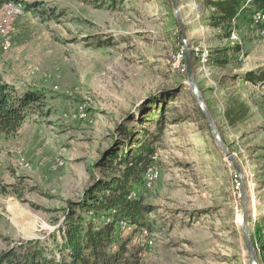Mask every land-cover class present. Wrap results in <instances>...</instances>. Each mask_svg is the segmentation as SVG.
I'll use <instances>...</instances> for the list:
<instances>
[{
    "label": "rangeland",
    "instance_id": "1",
    "mask_svg": "<svg viewBox=\"0 0 264 264\" xmlns=\"http://www.w3.org/2000/svg\"><path fill=\"white\" fill-rule=\"evenodd\" d=\"M176 1L189 48L209 52L204 66L193 57L195 80L245 172L249 235L258 264H264V81L241 77L264 72V26L253 22L248 2L236 17L241 45H230L225 34L232 26L210 27L216 13L205 0ZM22 5L29 9L6 23V6L0 8V76L43 98L40 114L0 136V254L34 243L52 249L59 260L54 244L62 242L70 204H83L88 189L115 175L96 163L147 145L154 181L147 186L143 178L130 198L149 208L151 231L115 224L120 237L141 250L139 263L250 264L235 169L214 142L181 72L184 49L170 1ZM201 27L207 32L197 36Z\"/></svg>",
    "mask_w": 264,
    "mask_h": 264
},
{
    "label": "trees",
    "instance_id": "2",
    "mask_svg": "<svg viewBox=\"0 0 264 264\" xmlns=\"http://www.w3.org/2000/svg\"><path fill=\"white\" fill-rule=\"evenodd\" d=\"M205 2L207 6L213 7L216 13L210 27L224 28L225 31L230 28L232 19L248 10V2L252 15L258 11L264 12V0ZM11 3L21 4L23 0H0V8ZM24 8L29 9L28 6ZM257 25L264 26V22ZM225 36L227 38L229 33ZM183 61L184 59L182 63ZM241 77L252 83L263 82L264 72L257 75L248 71ZM42 98L38 91H20L3 82L0 76V136L16 133L28 116L40 114ZM227 114L230 115V109ZM125 131L123 129V132ZM152 153L153 149L145 145L135 154L113 153L107 159L96 163V167L112 169L115 175L106 177L88 189L84 193L83 204H70L64 218L67 225L63 229L62 242L54 244L61 255L59 260L54 257L52 249L33 243L22 247L20 252L12 250L0 254V264H140L141 250L131 245L132 239L120 237L115 224L125 221L135 228V231H143L144 228L151 231V224L146 219L149 208L144 206L140 199H131L130 194L135 184L142 182L144 174L152 168ZM89 215L91 216L86 217ZM106 218H109L110 222L100 224V221ZM261 228L260 226L258 232ZM262 238L264 240V237Z\"/></svg>",
    "mask_w": 264,
    "mask_h": 264
},
{
    "label": "water",
    "instance_id": "3",
    "mask_svg": "<svg viewBox=\"0 0 264 264\" xmlns=\"http://www.w3.org/2000/svg\"><path fill=\"white\" fill-rule=\"evenodd\" d=\"M174 18L176 21V24L180 30V35L182 39V46L184 49V66H185V73H186V79L187 84L189 86V90L191 92V96L193 100L195 101L199 111L204 116L208 130L218 146V148L221 150V152L224 154L225 158L228 159L232 165L234 166L235 172L241 181L242 187H241V198H242V236L246 245V250L248 254V258L250 261V264H258L254 248L250 239L249 235V229H248V216H249V194L246 186V180L244 177V172L235 159V157L229 152V149L227 145L224 143L223 138L219 134L216 126L213 123V120L207 110V107L203 101V98L201 96V93L199 91V88L197 86V82L195 80V73H194V67H193V59H192V53L191 49L189 48L188 43V35H187V28L183 24V21L181 19V14L179 11V6L176 0H169Z\"/></svg>",
    "mask_w": 264,
    "mask_h": 264
},
{
    "label": "built area",
    "instance_id": "4",
    "mask_svg": "<svg viewBox=\"0 0 264 264\" xmlns=\"http://www.w3.org/2000/svg\"><path fill=\"white\" fill-rule=\"evenodd\" d=\"M6 8L4 10V18L2 20V23H6L7 22V19H9L10 17L12 16H16V15H21L24 11V7L22 5V3H17V4H6L5 5ZM252 20L255 24L257 23H262L264 22V12L263 11H258L256 13H254L252 15ZM231 26H232V29L230 31V34L229 36L227 37L230 45H241V41H240V38L237 34V31L235 30V26H236V18L232 19L231 21ZM261 37L262 39H264V29H262L261 31ZM191 53H192V59L193 57H195L197 60H198V63L201 65V66H204L206 63H207V60L209 58V52L207 50H200L199 48H194L191 50ZM184 59V51L182 50L181 51V54H180V60ZM180 67H181V72L182 73H185V66H184V61L182 64H180ZM86 114L81 111L80 112V117H84ZM25 168H29V165L28 164H24L23 165ZM244 177H245V180H246V175H245V172H244ZM144 180L146 181V184L147 186H150L153 181H154V176L152 175V170L149 169L145 174H144ZM241 187H242V184H241V181L239 180L236 172H235V175H234V190L235 191H240L241 190ZM133 195H135V193H133Z\"/></svg>",
    "mask_w": 264,
    "mask_h": 264
},
{
    "label": "bare ground",
    "instance_id": "5",
    "mask_svg": "<svg viewBox=\"0 0 264 264\" xmlns=\"http://www.w3.org/2000/svg\"><path fill=\"white\" fill-rule=\"evenodd\" d=\"M206 32H207V30L205 28L201 27V28H198V30H196L195 34L197 36H202V35H205Z\"/></svg>",
    "mask_w": 264,
    "mask_h": 264
},
{
    "label": "crops",
    "instance_id": "6",
    "mask_svg": "<svg viewBox=\"0 0 264 264\" xmlns=\"http://www.w3.org/2000/svg\"><path fill=\"white\" fill-rule=\"evenodd\" d=\"M16 89H17V88H16ZM18 90L22 91L21 89H18Z\"/></svg>",
    "mask_w": 264,
    "mask_h": 264
}]
</instances>
